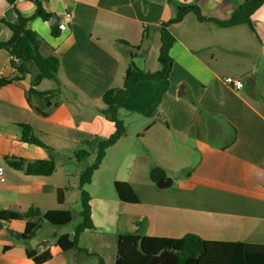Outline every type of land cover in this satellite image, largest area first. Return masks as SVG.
<instances>
[{
	"label": "crops",
	"instance_id": "crops-1",
	"mask_svg": "<svg viewBox=\"0 0 264 264\" xmlns=\"http://www.w3.org/2000/svg\"><path fill=\"white\" fill-rule=\"evenodd\" d=\"M41 1L52 17L34 18L29 28L40 54L59 58L60 84L43 80L39 92L56 90L44 97L29 96L32 75L0 88V168L6 178L0 209L69 210L75 219L81 211L80 175L93 163L99 143L116 130L101 113L104 93L123 87L132 60L143 70L159 68L158 29L176 16L178 6L198 5L204 15L225 20L243 0ZM36 9L35 0H0V42L12 36L6 23H17L18 14L31 17ZM252 22L253 30L245 24L221 28L191 14L173 26L169 79L137 85L118 112L126 134L84 186L95 228L80 235L82 250L64 251L57 244L61 235L74 236L81 217L74 228V219L63 228L45 221L29 240L23 238L26 222L12 220L0 230V264H37L27 251L39 246L41 254H51L44 264H116L119 236L138 230L152 237L196 235L264 245V5ZM19 63L0 49V79L16 77ZM227 77L241 79L244 87L227 85ZM22 125L57 152L52 175H27L9 165L12 159H49L46 149L20 139ZM82 149L90 155L77 162ZM153 165L166 171L169 188L152 181ZM187 169L192 174L179 178ZM116 182L128 183L139 202L121 200ZM59 189H66L63 204Z\"/></svg>",
	"mask_w": 264,
	"mask_h": 264
},
{
	"label": "trees",
	"instance_id": "trees-1",
	"mask_svg": "<svg viewBox=\"0 0 264 264\" xmlns=\"http://www.w3.org/2000/svg\"><path fill=\"white\" fill-rule=\"evenodd\" d=\"M13 3V0H8ZM37 9L33 16L23 17L18 14V21L15 24L6 23L12 32L10 40L0 42V49L9 51L13 56L19 58L18 75L11 79H0V88L14 81L21 80L27 75H32V88L30 95L44 97L51 94L49 92H39L36 88L43 80H51L60 84L58 79L59 58L55 56L43 57L39 52V40L35 32L29 28V22L34 18H42L45 21L51 19V15L44 10L41 0H35ZM264 5V0H243L228 19L222 20L213 16L203 14L198 5L178 6L176 16L168 22L162 23L158 29L160 35L159 68L157 70L140 69L134 60L131 61L122 88H113L103 95L105 109L102 115L113 122L115 132L108 138L101 141L96 149L95 160L91 165L86 166L80 175L81 188V211L82 222L75 228L74 236L65 234L57 238V244L64 250H82L78 246L79 237L85 231L93 230L94 224L91 218V196L84 189V186L91 183L95 172L102 165L109 148L115 145L125 134L126 125L119 118L118 112L121 106L133 94L137 85L142 82L167 81L174 66L171 57V49L176 42L173 34V26L183 22L188 15H194L200 22H213L221 28H229L245 24L254 29L252 17ZM53 34L58 35L57 25L53 26ZM125 47H130L126 42L119 41ZM139 50L140 46L131 47ZM30 101V100H29ZM43 116L48 114L37 109ZM23 142L35 144L46 149L49 159L26 161L10 160L9 165L27 175L50 176L57 168L58 155L54 149L47 146L34 134V130L29 125H22ZM86 145L91 146V142ZM90 153L87 150H79L75 154L77 162H83ZM192 174L191 170H183L179 178H187ZM150 177L154 183L166 177V171L157 165L150 168ZM115 189L119 198L130 203H138L139 199L131 186L125 182H116ZM66 189H59L57 196L59 204L65 200ZM75 217L73 211L51 210L43 213L38 208L20 209H0V230L3 225L12 220H22L26 222V229L23 238L32 239L37 228L43 222L63 228L69 225ZM142 224H139V228ZM56 234V233H55ZM40 246L36 249L28 250L27 255L37 264H44L51 259V254L44 252L41 254ZM99 264H107L101 260ZM116 264H264V245L245 244L242 242H220L207 241L196 235H187L181 239L161 238L147 236L137 231L134 233L122 234L118 238Z\"/></svg>",
	"mask_w": 264,
	"mask_h": 264
},
{
	"label": "built area",
	"instance_id": "built-area-1",
	"mask_svg": "<svg viewBox=\"0 0 264 264\" xmlns=\"http://www.w3.org/2000/svg\"><path fill=\"white\" fill-rule=\"evenodd\" d=\"M185 1H190V0H185ZM59 29L60 31H65L67 29V25L65 23H61L59 24ZM17 60L20 61L19 58H17ZM225 83L235 89H242L244 87V82L241 79H236L233 77H227L225 79ZM5 181H6V178H5L4 169L1 167L0 168V183L2 184Z\"/></svg>",
	"mask_w": 264,
	"mask_h": 264
},
{
	"label": "water",
	"instance_id": "water-1",
	"mask_svg": "<svg viewBox=\"0 0 264 264\" xmlns=\"http://www.w3.org/2000/svg\"><path fill=\"white\" fill-rule=\"evenodd\" d=\"M52 24H53V25L57 24V19H56V21L53 20ZM171 182H172V181H171V179H169V178H162V179H160L156 184H157V186H158L159 188H161V189H166V188H169V187L171 186Z\"/></svg>",
	"mask_w": 264,
	"mask_h": 264
},
{
	"label": "rangeland",
	"instance_id": "rangeland-1",
	"mask_svg": "<svg viewBox=\"0 0 264 264\" xmlns=\"http://www.w3.org/2000/svg\"><path fill=\"white\" fill-rule=\"evenodd\" d=\"M94 160H93V162H94ZM80 220H81L80 217H76L74 219V221L70 224V228H74L80 222Z\"/></svg>",
	"mask_w": 264,
	"mask_h": 264
}]
</instances>
